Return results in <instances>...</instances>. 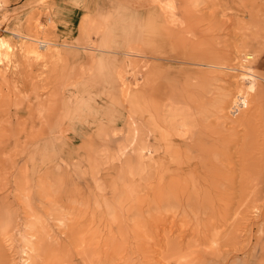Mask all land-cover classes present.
<instances>
[{"label": "rangeland", "instance_id": "obj_1", "mask_svg": "<svg viewBox=\"0 0 264 264\" xmlns=\"http://www.w3.org/2000/svg\"><path fill=\"white\" fill-rule=\"evenodd\" d=\"M1 36L0 264H264V0H0Z\"/></svg>", "mask_w": 264, "mask_h": 264}, {"label": "bare ground", "instance_id": "obj_2", "mask_svg": "<svg viewBox=\"0 0 264 264\" xmlns=\"http://www.w3.org/2000/svg\"><path fill=\"white\" fill-rule=\"evenodd\" d=\"M161 9H164L162 6H161ZM8 47V45H7V42L2 38V36L0 37V53L2 52V50H4V49H6ZM0 58H1V56H0ZM120 79H121V82H122V84H121V93H122V95L123 96H126L127 94H128V91H129V85H128V83H127V81H126V78H124V77H120ZM136 84V83H135ZM133 85V84H132ZM137 86V85H136ZM127 97V96H126ZM238 104V103H237ZM131 125H132V123H131ZM132 127V126H131ZM134 134H135V132H134ZM141 148V147H140ZM143 150V149H142ZM139 156V155H138ZM137 156V157H138ZM216 254V253H215Z\"/></svg>", "mask_w": 264, "mask_h": 264}, {"label": "crops", "instance_id": "obj_3", "mask_svg": "<svg viewBox=\"0 0 264 264\" xmlns=\"http://www.w3.org/2000/svg\"><path fill=\"white\" fill-rule=\"evenodd\" d=\"M88 14H90V12H80V11H78L77 12V19H78V22L77 23H79V21H80V19L83 17V16H86V15H88ZM56 20H57V18H56ZM58 20L60 21L61 19L58 17ZM73 21V20H72ZM72 21H70L69 20V22L70 23H72ZM60 24V23H59ZM78 25V24H77Z\"/></svg>", "mask_w": 264, "mask_h": 264}]
</instances>
